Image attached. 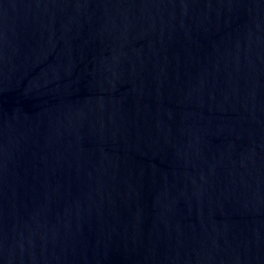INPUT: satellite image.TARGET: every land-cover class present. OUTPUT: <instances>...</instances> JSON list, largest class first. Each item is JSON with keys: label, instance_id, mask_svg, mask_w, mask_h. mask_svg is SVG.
Masks as SVG:
<instances>
[{"label": "water", "instance_id": "1", "mask_svg": "<svg viewBox=\"0 0 264 264\" xmlns=\"http://www.w3.org/2000/svg\"><path fill=\"white\" fill-rule=\"evenodd\" d=\"M0 264H264V0H0Z\"/></svg>", "mask_w": 264, "mask_h": 264}]
</instances>
